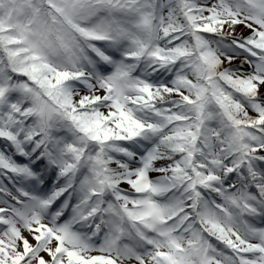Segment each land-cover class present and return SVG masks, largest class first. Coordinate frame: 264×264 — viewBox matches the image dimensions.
Returning <instances> with one entry per match:
<instances>
[{"label":"snow or ice","instance_id":"1","mask_svg":"<svg viewBox=\"0 0 264 264\" xmlns=\"http://www.w3.org/2000/svg\"><path fill=\"white\" fill-rule=\"evenodd\" d=\"M0 264H264V0H0Z\"/></svg>","mask_w":264,"mask_h":264}]
</instances>
